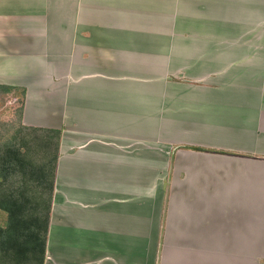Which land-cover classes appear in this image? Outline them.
I'll use <instances>...</instances> for the list:
<instances>
[{"label": "crops", "instance_id": "1", "mask_svg": "<svg viewBox=\"0 0 264 264\" xmlns=\"http://www.w3.org/2000/svg\"><path fill=\"white\" fill-rule=\"evenodd\" d=\"M3 86L62 131L43 264H264V0H0Z\"/></svg>", "mask_w": 264, "mask_h": 264}, {"label": "trees", "instance_id": "2", "mask_svg": "<svg viewBox=\"0 0 264 264\" xmlns=\"http://www.w3.org/2000/svg\"><path fill=\"white\" fill-rule=\"evenodd\" d=\"M0 89L3 93L11 95V100L15 101V105L19 104L15 113L20 123L19 119L22 118L25 105L26 89L5 86L0 87ZM22 133L24 134L22 135ZM61 135L62 131L25 127L20 123L18 136L15 140L0 145V173L3 175V180H6L7 173L13 170L24 173L27 180L29 174L32 185L29 190L24 191L20 187L19 191L14 193L0 194V208L7 212L10 218L6 231L13 238L11 242L13 243V250L14 248L16 250L15 259L18 262L21 260L20 256L23 253L21 251L24 248L26 254L29 255L25 260L28 264L44 263ZM15 141H19L20 144L17 145ZM23 149L25 150L23 151ZM191 149L201 150L198 148ZM39 150L44 158L41 162L38 159L34 160ZM2 184L1 181L0 185L3 186ZM8 201L10 208L5 209L4 207L8 206ZM5 236L7 237L6 234ZM35 254H39V256L35 257ZM17 257L20 260H17Z\"/></svg>", "mask_w": 264, "mask_h": 264}, {"label": "rangeland", "instance_id": "3", "mask_svg": "<svg viewBox=\"0 0 264 264\" xmlns=\"http://www.w3.org/2000/svg\"><path fill=\"white\" fill-rule=\"evenodd\" d=\"M11 99V95L3 93L0 89V145L6 142L13 141L18 136L20 124L18 122V116L16 115L15 111L19 107V104L15 105L14 101L12 102L13 104H11ZM23 134L24 133H22V135ZM15 143L17 145L20 144L19 141H15ZM24 150L25 149H23V151ZM36 155L38 157L35 156L34 160L38 159L39 162H41V160H44L43 154L40 152V150ZM0 216V219L2 220L4 217L2 215ZM13 254L14 253L12 252H0V264H17L18 262L16 261ZM17 260H20V258L17 257Z\"/></svg>", "mask_w": 264, "mask_h": 264}]
</instances>
